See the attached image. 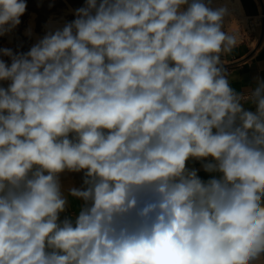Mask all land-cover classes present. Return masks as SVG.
<instances>
[{
	"label": "clouds",
	"instance_id": "clouds-1",
	"mask_svg": "<svg viewBox=\"0 0 264 264\" xmlns=\"http://www.w3.org/2000/svg\"><path fill=\"white\" fill-rule=\"evenodd\" d=\"M72 14L0 47V264H264V76L234 86L227 0Z\"/></svg>",
	"mask_w": 264,
	"mask_h": 264
},
{
	"label": "crops",
	"instance_id": "crops-1",
	"mask_svg": "<svg viewBox=\"0 0 264 264\" xmlns=\"http://www.w3.org/2000/svg\"><path fill=\"white\" fill-rule=\"evenodd\" d=\"M243 12L249 17L264 12V0H241ZM256 39L244 40L237 44L233 53L226 57L229 73L234 77V86L242 88L249 85L256 75L264 76V18L262 23L255 27ZM75 182L79 183V176ZM66 186L71 179L66 180ZM73 201V206H76Z\"/></svg>",
	"mask_w": 264,
	"mask_h": 264
},
{
	"label": "rangeland",
	"instance_id": "rangeland-1",
	"mask_svg": "<svg viewBox=\"0 0 264 264\" xmlns=\"http://www.w3.org/2000/svg\"><path fill=\"white\" fill-rule=\"evenodd\" d=\"M52 2L53 0H27L28 7L26 14L21 17V25L11 37H0V47L27 51L35 37L44 34L48 19L55 20L57 23L70 21L74 18L72 14L74 9L82 6L84 0H54V6L50 8L49 3ZM29 27L33 29V39H29L24 34Z\"/></svg>",
	"mask_w": 264,
	"mask_h": 264
},
{
	"label": "bare ground",
	"instance_id": "bare-ground-1",
	"mask_svg": "<svg viewBox=\"0 0 264 264\" xmlns=\"http://www.w3.org/2000/svg\"><path fill=\"white\" fill-rule=\"evenodd\" d=\"M215 2L216 3H224L225 0H215ZM227 2L229 4L230 11L232 12V17H231L232 23L229 25L230 29L235 30L238 34L240 33V26H242L244 28L247 27L248 30H251L252 27L249 26L247 23L248 18H250V17L243 12L242 6H241V0H227ZM251 17L258 19L259 14L251 16ZM49 21L56 22L55 20L48 19L46 21L45 25L48 24Z\"/></svg>",
	"mask_w": 264,
	"mask_h": 264
},
{
	"label": "built area",
	"instance_id": "built-area-1",
	"mask_svg": "<svg viewBox=\"0 0 264 264\" xmlns=\"http://www.w3.org/2000/svg\"><path fill=\"white\" fill-rule=\"evenodd\" d=\"M262 18H264V12H260L259 13V18L255 19V18H248V25L252 27L251 30H248L247 27H242L240 26V33H239V43H242L244 40H249L251 39H256V34H255V27H257L258 25H260L262 23Z\"/></svg>",
	"mask_w": 264,
	"mask_h": 264
}]
</instances>
